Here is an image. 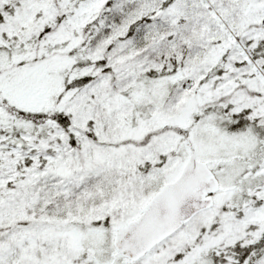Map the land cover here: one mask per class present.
<instances>
[{"label": "snow or ice", "instance_id": "obj_1", "mask_svg": "<svg viewBox=\"0 0 264 264\" xmlns=\"http://www.w3.org/2000/svg\"><path fill=\"white\" fill-rule=\"evenodd\" d=\"M0 264H264V0H0Z\"/></svg>", "mask_w": 264, "mask_h": 264}]
</instances>
